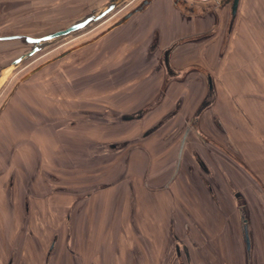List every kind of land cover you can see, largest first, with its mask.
I'll return each mask as SVG.
<instances>
[{"label":"flooded vegetation","instance_id":"af4514ba","mask_svg":"<svg viewBox=\"0 0 264 264\" xmlns=\"http://www.w3.org/2000/svg\"><path fill=\"white\" fill-rule=\"evenodd\" d=\"M145 2L148 3L143 5ZM140 6L142 9L136 11ZM226 6L230 9V4ZM226 6L223 0H140L99 35L103 38L106 34L123 31L126 39L135 33L136 42L143 49L128 50L117 69L125 70L122 69L124 63L135 55L133 69L150 72L148 78L138 84L139 104L125 113L106 111L112 113L104 117L109 119L104 124L106 127L116 128L115 119L121 121L122 128L138 124L161 104L170 84L175 82L193 89L195 83L203 80L197 82L191 75L209 71L206 95L195 115L186 116L183 129L173 127L167 139L161 137L166 143H169L168 136L175 137L172 144L152 149L139 145L161 136L163 133L159 132L166 122L182 114L187 97L178 98V90L173 99L167 101L169 105L172 102L169 112L141 136L102 144L107 152L121 156L118 163L115 157L105 161L102 170L99 163L84 165L87 159L82 152L87 151V147L77 148L85 138L90 139L92 145L100 146L99 124L91 121L96 111L84 109L83 104L72 101V96L70 100L54 96L52 83L48 86L44 82L32 88L21 84L11 90L0 107V177L3 178L0 231H15L13 246L23 244L29 248L24 257L36 263L44 260L45 264H163L169 249V264H258L264 258V214L252 211L253 202L264 198V186L237 160L239 158L235 159V164L241 174L223 178V156L233 160L235 147L231 143L227 147L223 145V126L215 111L217 84L210 72L223 63L222 30L226 27L223 29L222 16ZM133 11L136 12L115 26ZM188 27H199V30L180 37ZM204 39L205 44L200 42ZM187 40L191 41L187 45L196 46L188 51L192 54L191 61L179 67L173 57ZM116 42L113 38L110 44ZM73 51L62 52L55 60L38 66L34 73ZM138 59L144 61L138 62ZM160 77L159 91L152 98ZM190 102L194 104L195 100L192 98ZM201 129L211 136L204 135ZM57 133L70 136V141L78 145L72 144L69 149L66 137L64 142ZM195 137L202 140L205 147L197 146ZM132 142L138 144L137 148H133ZM172 145L176 149L164 163L161 151ZM91 151L87 156L94 159L92 155L98 151ZM136 152L145 154L142 164L133 162V157H140ZM156 155L160 160L152 159ZM241 178L246 183H239ZM226 189L230 192L232 211L227 206ZM153 194L161 201H152ZM198 205L202 208L204 226L193 213ZM37 210L42 216L61 214L64 221L52 225L54 222L43 217L42 223H38ZM19 215H23L22 222ZM25 215H29L27 223ZM217 218L223 220V226L217 224ZM13 221L16 224L11 226ZM257 225L262 238L257 236ZM213 232L218 241L210 239ZM219 246L223 250L220 251Z\"/></svg>","mask_w":264,"mask_h":264},{"label":"rangeland","instance_id":"374dc122","mask_svg":"<svg viewBox=\"0 0 264 264\" xmlns=\"http://www.w3.org/2000/svg\"><path fill=\"white\" fill-rule=\"evenodd\" d=\"M139 1L140 0H125L118 6V8H115V10L107 16L109 17L107 21H104L101 24L94 23L78 33H75L65 39L50 44L45 49L38 52L35 56L25 60L20 64V66L16 67L15 69H11L9 67V64H11V62L18 56L28 52L29 48L22 46L20 42H18V44H16L15 42L0 43V107L3 105L8 95L12 93L11 90H13L17 85L23 84L28 88H32L35 85H41L42 83L44 84V82H47L48 86H51L52 83V85L54 86V91L52 92V94L54 96L59 98L61 95L64 98L68 97V100H70V96H72V101H77L79 102V104H83L84 109L96 111V114H94L93 120L91 121L99 124L97 125V127H99L101 131L99 135V139L101 140L100 146L92 145L93 142L90 139L88 140L87 138L83 139V141L81 140L80 144L78 145L77 142L70 141V136H64V133H57V136L59 138H63V141L66 137L67 144H69L70 146H68L69 149L71 148L72 144L78 145L77 148L84 147L85 149L87 147V151L82 152L83 154L85 153V159H87L85 160L86 162L84 163V165L88 166L99 163L98 165H100V169L102 170L104 167V165L102 164L105 161L107 162L111 157H115L116 163H118L117 161L121 158L119 154L113 155L112 153L107 152V150L103 148L104 145L102 144H108L110 142L120 143L131 140V138L134 139L136 136H141L140 134H142L147 128L157 122V120H159L161 117L166 115L167 112H169L168 110L171 109L172 102L169 105L167 104V101L172 100L173 96L176 95V91L178 90L180 94L178 98L180 96L187 97L185 106L182 109V114L178 117V119L166 122L167 127L165 126V128L161 129L159 132V134L163 133L161 136H155L139 145H144L145 148L152 149L156 148V146L159 147L161 144H172L175 137L169 138L168 136L169 143H166V135H168V132L172 130L173 127H177L179 130L183 129V127L186 126L185 121H187L188 119H186V116L188 115V117H193L195 115L197 110L196 108L200 106V102L204 98L203 95H206V74L209 72L207 70H203L200 72L198 70H194L198 71V73L196 72L194 73V75L192 74L191 78H195L197 82L199 80L203 81L200 84L195 83V85L194 83H189V85H194L193 89L188 86H184L183 84H176L175 82L173 84H170V86L164 91V95L162 96L163 101L161 102V104L156 105V108L152 110L147 115V117L138 124L122 128V126H119L122 124L121 121L119 119H115L116 128L105 126L106 123L109 122V119H104V117H109V115H112L111 112L106 113V111L115 110V114L125 113L132 110L133 106H135L136 104H139L141 93H138L140 90L138 84L144 82L150 74V72L146 70L145 72L133 69L136 66V60H134V58L136 57L135 55L132 59L124 63L125 66L122 69L125 70L117 69L121 64H123V60H121L122 56L126 54L128 50H131L132 47L135 48L133 51H141V49H143V47L136 42L137 35L135 33H133L130 38L126 39L122 34L123 31L120 30L119 33L117 31L115 33L106 34L105 36H103V38L99 36L101 33L106 32V30L110 26H112L115 21L122 18V16H124L131 7L138 4ZM195 1L204 2L205 0ZM108 2L109 0H0V36L14 34H24L33 37L44 36L59 29L65 28L71 22H74L75 20L88 14L92 10L98 11V9L105 7L106 3ZM228 9L229 8L227 6L225 9H223V29L225 27L227 29L228 27V16L230 15V9ZM198 30L199 27L197 29L188 27V30H185V32L181 33L180 37L193 34V32H197ZM225 30H222L223 42L225 41L224 36L226 35L227 31ZM113 38L114 40L116 39L117 42L112 45L110 44V41ZM210 39H212V35L210 36ZM204 41H206L205 43H207V40L205 39L201 40L200 42L204 43ZM187 43H191V41L187 40L185 44L187 45ZM186 45L179 48L175 57H173L175 62L177 63V66L179 67L184 66L186 62H189V60L191 61V58L189 57L192 54L188 51L192 48H195L194 46H196L190 44H188L187 46ZM225 48L226 47H224L223 43V49L225 50ZM67 50L74 51L72 54L61 60L57 59L58 61L56 60L42 71L34 73L35 69L38 68V66L47 64V62ZM141 61L144 60L138 59V62ZM222 66L223 63L221 67L217 66L213 69V71L211 70L210 72L213 75V78L215 79L214 82L216 84L220 81ZM27 77H29L28 80ZM161 79L162 77H160L158 80L159 84L155 83L157 84V86L154 87L152 98H154L159 91ZM216 90H218V87H216ZM26 93H29L28 90ZM37 94H39V92H37ZM217 94L215 95L216 99L218 98ZM192 98L195 100L194 104H191L190 102V99ZM111 123L113 124L114 122L110 121V124ZM114 129H116V131L113 132ZM201 130L204 135H208L206 131H203L204 129ZM69 132L71 133V131H67V133ZM162 136L163 138H166L164 139L166 140L165 142H163V139H161ZM80 137L81 136H78V138ZM215 137L219 139L217 135H214V138ZM132 141L135 142L136 140ZM222 142L226 147L230 146L228 145L230 144L229 140L226 141L225 137L223 138ZM195 143L199 147H205L203 145V141L200 139L197 140L196 137ZM82 144H84V146H82ZM137 145V143L132 144V146H134L133 148H137ZM174 148L176 149L175 145H172L168 148L163 147V151H161V153L164 152V163L168 158L172 156L175 151ZM89 151H91L90 153H95V151H98L96 152L97 154L92 155V158L94 159H90L91 157L87 156V154L89 155ZM234 151L235 152L232 153L233 160L228 159L226 156H223V170L225 172L223 173V178H235V175L241 174L240 169L235 164V159L239 158V156L236 157L238 153L235 149ZM136 153L138 154L140 152ZM144 155L145 154L140 153V157H133V162H138L137 164H139L142 161L141 159L145 158ZM152 159L154 161L160 160L157 155L153 156ZM237 160H239L241 164L243 163L240 158ZM160 163L158 162V164ZM156 166V164L153 165V168H155ZM143 168L146 169V166L143 165ZM242 181L246 183L242 178L238 180L239 183L243 184ZM155 184L156 183H154V185ZM260 184L263 185L264 183L260 181ZM220 193L223 194V190H221ZM226 193L228 194V197L226 198L228 201L227 206L232 211L233 204L230 201L231 199H229L230 192L228 189H226ZM156 194H153L152 201H161V198ZM263 199V197H260L259 199H257V202H253L252 211L254 212V214H264ZM259 200H261V203ZM194 208L195 210H193V213H195L194 215L197 218V221H200L201 225L204 226L203 214L201 213L202 208L200 209L199 205L198 207ZM254 210L258 213H256ZM19 217V221L22 222L21 220L23 218V215H19ZM37 217L38 218L35 219L38 223H42L41 219L43 217L46 220L49 219L50 222H54V224L50 223L52 225L60 224L62 221H64V219L62 218L63 215L55 213L49 215L43 214V216L38 214ZM25 218H27L25 219V222L27 223L29 221V215H25ZM215 221H217V224L220 223L218 224L220 227L223 226L222 219L217 218V220ZM15 224L16 222L14 223L13 221V224L11 226ZM262 224L264 227V221L262 222ZM257 230V236L262 238L261 235L263 233H261L258 225ZM14 232V230L9 231L8 229L3 230L2 232L0 231V264H45L44 260L43 262L40 261L36 263L24 257V255H27V252H29V248L25 245L23 246V244H21L19 247L13 246L14 242L12 240H14L15 238ZM217 234H219V232H216V235ZM214 235L215 232H213L211 234V238H209L213 241H218V237ZM196 237L199 238L197 235ZM218 249H220V251L223 250V248L220 246ZM169 252L170 251L168 249V251L165 253V263L163 264H169ZM263 259L264 258H261V260H259L257 263L264 264Z\"/></svg>","mask_w":264,"mask_h":264},{"label":"crops","instance_id":"0c3cea01","mask_svg":"<svg viewBox=\"0 0 264 264\" xmlns=\"http://www.w3.org/2000/svg\"><path fill=\"white\" fill-rule=\"evenodd\" d=\"M236 17L223 52L215 111L222 134L264 183V0H241Z\"/></svg>","mask_w":264,"mask_h":264},{"label":"water","instance_id":"95a60500","mask_svg":"<svg viewBox=\"0 0 264 264\" xmlns=\"http://www.w3.org/2000/svg\"><path fill=\"white\" fill-rule=\"evenodd\" d=\"M125 0H109L108 3H106L105 7L97 10H92L88 14L82 16L81 18L75 20L74 22H71L68 26H66L63 29H59L57 31H54L52 33L46 34L44 36L40 37H33L28 36L24 34H14V35H6V36H0V43H12L15 42L18 44L20 42L22 46L28 47L29 51L18 56L15 58L11 64H9L11 69H15L16 67L20 66L21 63H23L25 60L35 56L38 52L45 49L50 44L65 39L70 35H73L75 33H78L90 25L94 24L95 22L105 18L110 13H112L115 8H118V6L124 2ZM241 0H223V4H230V15L228 27L226 31V35L224 36L225 41L224 47L227 46V42L229 41V38L232 33V29L234 28L235 22H236V15H238V8H239V2ZM148 2H145L143 5H145ZM142 6L138 7L136 11L141 10ZM136 11H133L129 13L127 16H125L122 20H120L118 23L115 24V26H118L123 23V21L127 20L132 14H134Z\"/></svg>","mask_w":264,"mask_h":264}]
</instances>
